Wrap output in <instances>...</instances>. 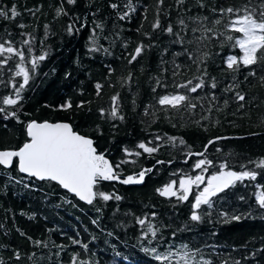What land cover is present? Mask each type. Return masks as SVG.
<instances>
[{
  "label": "trees",
  "instance_id": "16d2710c",
  "mask_svg": "<svg viewBox=\"0 0 264 264\" xmlns=\"http://www.w3.org/2000/svg\"><path fill=\"white\" fill-rule=\"evenodd\" d=\"M257 2L253 0V4ZM114 3L118 5L116 9L110 7ZM127 3L128 0H76L75 4H68L67 0H0V9L10 11L15 6L19 13L15 18L0 17V42L11 41L14 47L26 50L28 46L21 42L28 39L32 41L34 56L47 53L32 73L22 93L23 99L14 106L0 103L9 111H16L19 117V121L5 120L0 114V148L21 145L26 138L25 125L31 120H68L76 130L92 136L98 151L113 165L120 164L121 175H135L154 166L139 185L102 182L101 191L114 193L121 199L105 202L98 198L91 205L55 182L28 178L15 168L0 167V264H72L74 257L77 264L81 261L83 264H164L143 248L156 247L158 252H166L170 247L180 249L181 245H188L194 259L201 264L203 260L211 264L225 261L264 264V210L256 200L264 192V168L256 167V163L264 160V81L260 79L264 77V65L254 66L256 76L249 75L250 69L231 73L224 59L228 54L239 56V50L221 47L213 40L204 50L211 54L207 73L216 78L218 86L215 90H198L201 97L215 92L217 99L212 102L215 105L212 111L207 110V101L192 113L165 112L156 105V97L165 94V88L158 86L156 80L167 84V92L174 91L172 61L174 53L183 50L172 44L173 37L163 29L171 24L174 31H180L177 23L180 18L192 27L188 18L196 16L209 17L211 25L217 18L213 8L238 7L247 0H184L183 4L177 0H163V4H158V0H131L136 10L120 19L128 11ZM61 8L67 14L57 16V9ZM157 19L162 28L153 29ZM70 24L74 25L71 34L67 31ZM98 24L100 28H96ZM94 28L95 46L101 51L90 52L93 45L89 38ZM186 35L187 39L192 38L190 31ZM140 44L145 50L129 64ZM175 60L182 65L176 77L178 82L200 75L197 66L186 56ZM162 61L166 63L162 65ZM16 62L10 60L0 69V98L14 96L12 82H22V77H15L10 71ZM130 73L132 79L128 80ZM233 76L237 87L226 92ZM97 83L102 85L99 95ZM237 91L245 95V101L235 99ZM117 94L116 103L124 119L102 118L99 109H110L111 97ZM68 101L72 107L62 109L60 106ZM81 101L83 107H77ZM146 108L150 113L155 111V117L145 115ZM202 116L208 119H201ZM165 134L178 139L175 143L167 139L155 141L156 135ZM226 135L233 136L208 144L209 140ZM180 138L184 145L179 144ZM149 141L152 143L148 144ZM140 142L149 147L158 146V151L145 153L138 148ZM125 148L141 155L129 156ZM189 152L204 153V157L188 155ZM205 157L214 166L201 173L194 165ZM224 160L236 171L241 170V164L246 165L258 172L257 178L237 182L214 197L211 216H205L201 222L191 221L190 214L195 194L203 185L193 186L188 201L161 196L156 191L172 181H177L179 189V180L186 176L207 177ZM25 183L30 186L25 187ZM202 208L208 211L206 206ZM153 212L155 217L151 216ZM220 212L241 215L242 219L225 223L218 215ZM145 216L159 228L155 238L142 235L146 229L136 218ZM73 240L81 243L74 244ZM83 244L88 245L87 249ZM171 264H180L179 257Z\"/></svg>",
  "mask_w": 264,
  "mask_h": 264
},
{
  "label": "snow or ice",
  "instance_id": "6c2138e0",
  "mask_svg": "<svg viewBox=\"0 0 264 264\" xmlns=\"http://www.w3.org/2000/svg\"><path fill=\"white\" fill-rule=\"evenodd\" d=\"M68 4H75L76 0H67ZM178 4H183L184 0H177ZM158 4H163V0H158ZM201 7L206 5L201 4ZM110 7L116 9L117 4H111ZM128 11L120 16V19L127 18L129 12L135 11V7L131 6V0L125 4ZM212 12L217 18L211 21L209 25V17L196 16L189 17L188 19L192 23V27L185 21L184 18L178 20L180 31H174L173 25L169 24L163 31L167 32L173 37L172 44L179 45L183 49L182 51L174 53V59L172 61V84L174 91L167 92V84L160 79L156 80L158 86L165 88V94L156 97V105L161 110L167 112L168 110H174L176 113L188 112L192 113L193 110L198 107H203L204 101L209 103L208 111L211 112L215 105L212 103L217 99L215 92L206 94L201 97L198 95V90H204L210 88L215 90L217 88V81L215 77H210L207 73V60L210 57V53L204 49L208 42L216 40L220 43L221 47L227 46L231 49H238L240 55L228 54L224 59L225 67L231 73H237L241 69H250L249 75L256 76L255 67L257 65H264V0H258L256 4H253V0H247L246 4L241 6H229L227 8H213ZM57 16L61 14H67L63 9H57ZM19 15L15 6L10 11L0 9V17L15 18ZM24 27V25H20ZM47 27V26H46ZM101 25H96V28H100ZM74 25H69L67 31L72 33ZM153 29H160L162 25L159 19L152 24ZM222 29V30H221ZM95 31L93 29V36H91L90 43L93 47L89 48V51H101L100 47H96ZM191 32L192 38L187 39V32ZM31 35V34H29ZM35 39L34 37L32 38ZM22 45H27V49L17 48L12 45L11 41L0 42V69L3 66L8 65L9 61H17L14 69H10L14 72L15 77H22V82L18 84L12 82L11 87L13 89L14 96H4L0 98L2 105L14 106L17 105L22 99V93L25 87L29 84L32 73L35 72L39 65V62L46 59L47 53L39 56L32 54V41L25 39L21 42ZM194 45V48L184 47V45ZM145 50L143 44L138 45L135 48L134 54L128 61L131 64L139 57ZM105 51H107L105 49ZM167 52V48L165 49ZM186 56L187 59L197 66V71L200 73L198 76H194L192 79H186L183 83L177 81L176 77L182 69V65L176 63L175 57ZM166 63L162 61V65ZM111 72L112 69H109ZM128 80L132 79L131 73L127 77ZM264 81V77L260 78ZM247 80V77H245ZM210 81V83H209ZM2 82V81H0ZM97 89V95L100 94L102 85L97 83L95 85ZM237 87L235 76H233V82L229 85L225 91H232ZM155 88L153 91L155 92ZM192 94H197L193 97ZM119 94L111 97L112 106L110 109H99V114L102 118H108L113 121L119 119L123 120L124 116L120 114L117 101ZM235 99L239 102L245 101V95L240 92H235ZM225 104L228 102L225 101ZM84 102L81 101L77 107H83ZM62 109H70L72 107L71 101H68L64 105L60 106ZM243 107V103H241ZM0 114L3 115V119L16 118L19 121V117L16 111H9L7 108L0 106ZM151 114L155 117V111L150 113L148 108L145 109V115ZM183 118V117H181ZM201 119L207 120L208 117L202 116ZM199 123V121H197ZM175 127V125H173ZM26 138L24 142L15 148L0 149V167L15 168L17 172L26 174L28 178H35L39 181L55 182L57 185L67 190L69 193L74 194L81 201H86L88 204H93L98 198L103 201H109L115 199L119 201L121 197L114 193H106L100 190V185L104 181H119L124 185L140 184L144 182L145 176L148 172H151V168L141 169L135 175H128L126 178L121 179V174L118 171L120 164L113 165L112 162L107 159L106 155L99 152L95 146L94 140L86 135H82L73 130L72 125L66 122H38L31 120L25 125ZM255 135V133H253ZM155 141H162L167 139L169 142L175 143L177 137H168L156 135ZM216 139H221L217 137ZM149 141L148 144H151ZM213 140H209L208 144H213ZM145 142H140L138 148L143 152L152 154L158 151V146L149 147ZM179 144L184 145L185 141L180 138ZM205 151H207V145H205ZM127 155L140 156V152L132 153L127 148L124 149ZM188 155H199L204 157V153H191ZM127 161H122L125 163ZM158 164L164 163V161H157ZM171 163V161H169ZM253 163L252 161L248 162ZM209 166H214L212 160L202 158L198 160L194 168L200 169L201 173L207 172ZM257 168H264V160L256 163ZM240 171L232 169L227 160L222 161L216 171L205 177L203 174H197L193 176H186L179 180V189L176 188L177 181H172L158 188L156 191L161 196L177 197L180 201H188L189 195L192 194L193 186L203 188L195 194L194 201L191 203L190 220L194 222H201L205 216L210 217L214 210V197H218V194L223 193L226 189L233 187L237 182H242L245 179L255 180L258 172L255 170H249L244 164L240 165ZM10 179H15L11 177ZM23 182V180L18 181ZM25 187L30 185L25 183ZM243 199V197H241ZM258 206L261 210H264V192H261L256 197ZM202 206H206L208 211L205 212ZM99 211V209H97ZM156 213H151V216L155 217ZM227 223L231 220L239 221L242 219L241 215H229L227 212L218 213ZM247 215H251L248 213ZM137 223L143 226L146 230L142 232L143 237L147 238L149 235L152 238L157 236L159 231L158 227H154L151 222H148V217H137ZM97 223V221H93ZM176 235L175 232L172 234ZM151 244V240L148 241ZM36 243H40L37 241ZM72 243L80 244L79 240H73ZM82 247L87 249L88 245L83 244ZM145 253H151L155 256L157 261H162L164 264H171L174 258L179 257L180 264H201V261L194 259L193 254L188 249V245H181L180 249L169 248L166 252H158L156 247H144ZM196 252H201V249H196ZM72 264H77L76 258H73ZM80 264H83L81 261ZM202 264H211V261L203 260ZM224 264H227L225 261ZM235 264H240V261H235Z\"/></svg>",
  "mask_w": 264,
  "mask_h": 264
},
{
  "label": "water",
  "instance_id": "95a60500",
  "mask_svg": "<svg viewBox=\"0 0 264 264\" xmlns=\"http://www.w3.org/2000/svg\"><path fill=\"white\" fill-rule=\"evenodd\" d=\"M34 120H36V121H38V122H43V121H49V122H66V123H69L70 125H72V127H73V130L74 131H76V132H78V133H80V134H82V135H86V134H84V133H82V132H80V131H78V130H76L75 128H74V125L72 124V122H70V121H68V120H56V121H54V120H49V119H46V120H38V119H34ZM86 136H89V137H91L92 139H93V137L92 136H90V135H86ZM233 135H226V136H223V137H220V138H227V137H232ZM240 136H242V135H240ZM94 140V139H93ZM213 141L214 140H217L216 138H214V139H212ZM0 149H8V148H0ZM154 168V166L152 167V169ZM24 175H26V174H24ZM123 178H126V176H123V175H121V179H123ZM119 182V181H118ZM141 184V183H140ZM136 185H139V184H136ZM72 194V193H71ZM74 195V194H73ZM84 203H87L86 201H83ZM88 204V203H87Z\"/></svg>",
  "mask_w": 264,
  "mask_h": 264
}]
</instances>
